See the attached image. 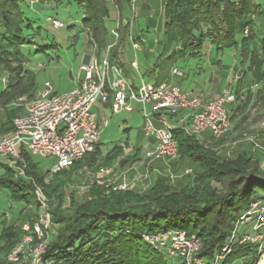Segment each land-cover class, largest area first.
Masks as SVG:
<instances>
[{
    "label": "trees",
    "instance_id": "trees-1",
    "mask_svg": "<svg viewBox=\"0 0 264 264\" xmlns=\"http://www.w3.org/2000/svg\"><path fill=\"white\" fill-rule=\"evenodd\" d=\"M54 1L62 3V0ZM68 2H75L81 8L83 31L87 32L89 42L96 44L100 57L112 42L108 29L113 23L112 11H118L121 21L127 19L130 0ZM21 4V0H0V66L18 75L8 78L5 89L0 92V137L12 133V121L21 112V108L14 105L15 101L24 95L32 98L37 90L35 77L29 70L22 67L11 71L3 59L4 54L34 45V39L42 36L41 29L34 26L37 19L29 17L26 14L29 7L23 9ZM256 7L258 15L264 18V0L256 6L253 0H166L164 34L177 37L182 45L175 51L179 57L189 54L194 59L200 58L205 41L216 51L240 47L243 63L250 58L248 70L254 73L259 55L254 48L252 50L242 31L254 25L247 18ZM128 32L129 25L120 26V40L109 52L111 62ZM138 39L134 36V40ZM44 48L41 46L37 52ZM258 50L264 55V33ZM238 94L234 93L236 100ZM255 96L257 101L264 103L262 90ZM173 135L178 157H187L200 167V173L180 189L160 181L139 193L131 189L118 190L116 184L93 181L85 200L78 201L75 194L67 192L75 183L77 163L89 157L85 156L66 170L50 174L23 151L26 179H15L7 161H0V187L9 189L11 197L23 203L18 217L2 226L0 264H13L6 260L7 255L24 235L23 227L33 226L38 217L40 204L33 195V185L42 189L52 226L60 230L48 240L43 264H167L164 255L139 236L169 230L184 231L188 237H196L200 242L197 255L211 259L226 244L237 218L256 201L257 191L264 200V177L259 175V163L252 154L242 152L230 158L214 153L182 129H174ZM113 152L120 153L121 149L115 148ZM20 190H24L21 195ZM251 252L247 248L243 252L234 251L230 256L243 258Z\"/></svg>",
    "mask_w": 264,
    "mask_h": 264
},
{
    "label": "built area",
    "instance_id": "built-area-1",
    "mask_svg": "<svg viewBox=\"0 0 264 264\" xmlns=\"http://www.w3.org/2000/svg\"><path fill=\"white\" fill-rule=\"evenodd\" d=\"M108 1L113 3V0ZM135 4L136 0H130L132 16L123 21L114 9V27L110 30L112 42L101 57H98L97 46L91 40L94 55L87 64L80 67L84 78L76 88L66 93L54 94L51 86L46 83L36 96L29 98L24 95L15 101L14 105L21 108V112L12 121V133L0 137V161H7L16 179L24 177L26 170L21 155L23 151L33 158L51 161L50 174L66 170L95 152L100 144L102 128L107 126V121L99 124L92 111L97 105L109 104L113 114L128 108L131 102L142 106L151 105V113L143 110L141 127L144 136L153 142L152 147L143 153L147 164L155 160L170 163L178 158L177 142L173 135L176 128L196 138L208 133L216 140L224 139L231 133L232 123L226 105L234 103L236 98L229 90L211 100L203 101L181 90L175 81L182 77L178 68H172L169 75L158 84L142 81L134 89L126 81L122 69L110 61L109 52L120 40L121 25H129L127 40L134 53L141 51L138 42L144 40L140 38L136 41L132 34ZM47 21L54 29L65 27L59 20L49 18ZM242 34L247 37L249 28L245 27ZM131 65L137 69L136 60ZM7 81L8 77L0 75L1 85L5 87ZM169 119H175L174 126ZM255 140V136L244 133L241 142L249 143L256 149L259 146ZM235 145L236 142L232 143V148ZM229 155L230 152L227 151L226 156ZM135 168L136 164L132 166V169ZM188 173L189 171L185 172ZM148 174L146 170L143 177L147 178ZM116 189L130 190L124 183L118 184ZM37 194L40 212L33 226L23 227L24 235L6 257L10 263L43 264L52 223L42 189H38ZM262 217L264 206L261 202H253L235 221L230 233L232 240H236L241 229L250 224L254 233L239 234L240 245L257 242V246L263 247L264 233L260 231L263 227L260 222ZM139 237L150 247L170 254L171 260L181 261V264H220L231 252L228 242L216 251L214 258H201L197 255L200 249L199 240L188 237L186 232L179 230L141 234Z\"/></svg>",
    "mask_w": 264,
    "mask_h": 264
},
{
    "label": "rangeland",
    "instance_id": "rangeland-1",
    "mask_svg": "<svg viewBox=\"0 0 264 264\" xmlns=\"http://www.w3.org/2000/svg\"><path fill=\"white\" fill-rule=\"evenodd\" d=\"M31 2L34 3L32 4ZM253 2L256 6L257 4L262 3L263 0H253ZM21 3V7L23 9L29 7L26 14L29 17L35 16L37 19L36 25L34 26H38L41 29L42 36L34 39V45L28 44L23 46L22 50H12L10 53L4 54L3 59H5V65L11 71L22 67H24L26 71L29 70L35 77L36 87L38 90H42L45 84L48 83L52 88H54L55 92H69L72 88V83L69 78H83L84 76V73L80 70L79 66L81 64L82 53L87 45L88 35L86 31H83L81 8L75 2H68V0H62V3L59 4L54 0H21ZM135 6L136 10L134 14L136 20L133 22V33L139 35L141 33L140 29L144 26L146 20L145 17L143 18L139 0H136ZM258 11L259 9L256 7L254 13L247 18L254 24L249 29L247 38L250 41L252 50L254 48L256 53L259 55V62L253 74H251L248 70L250 66V58L243 63L244 59L242 57L240 47H232L216 51V49L212 47L208 41H205L201 49L200 58L194 59L189 56V54L179 57L175 50H173L172 54H170V48L181 49L182 45L178 42L176 36H166L162 29H160L159 32H151L152 34L145 35L144 41L138 42L141 47V51L137 52L135 55L133 54L132 58L137 60L140 67V75L143 77L145 82L148 81L149 74L145 71L146 68L143 66L151 62L152 65H156V67L152 69V72L157 76H163L168 73L171 66L181 69L185 74L190 90L199 93L201 92L203 94L210 93L213 89L225 84L226 79L228 77L231 78V76L236 79L238 83L245 80L243 84L246 83L249 85L253 82L254 77H257L258 75L262 76L264 73V55L260 53V50H258L259 41L262 39V34L264 33V18L263 16L258 15ZM47 18L59 20L65 25V27L61 29H54L51 26V23L47 21ZM127 18H129V16ZM113 27V23L108 25L109 30ZM46 35L47 37L45 38ZM43 38L44 40H42ZM240 39V34H237V40ZM151 44L158 45V53L156 55H153V47H151ZM43 45L45 48L42 51L37 52V50ZM129 46L130 43L127 47ZM164 46L166 48L162 51L161 49ZM0 72H2V76H6L8 78L18 76L17 72L8 73L2 66H0ZM214 78L219 79V82L216 85H214ZM261 82V84H264V80ZM262 92H264V90H262ZM238 93L239 98L234 102L231 108L229 105H226L227 111H229V108L231 110V133L224 139L216 140L212 138L209 139L206 144H203L205 147L212 149L214 153H218V155H226L227 151H229L230 155L228 157L230 158L235 155L239 145L243 144V142H241L242 135L244 133L249 134L251 131L249 127L240 124L239 121L244 119L245 113L252 109H264V103H262V101H257V97L250 94L251 92L249 90H247L243 96L240 92ZM105 118L109 121V126L102 128L100 147L95 151V153L93 152L90 155H87L86 157L89 158L85 162L80 161L77 163L78 168L76 173L82 171L80 174L81 177H79L78 182L71 185L67 192L75 194L78 201H83L86 198L89 186L88 184L91 183L90 181L92 179V177L89 176V171L92 173L93 171L94 173L100 171L94 167L96 164L100 169L106 167L114 168L116 166V169L111 174L113 175V178L111 177V179H115L121 174L123 169L126 168L127 163H131V160L135 159V156L132 157V159L128 158V162L123 163L124 166H120L121 161H123L122 159H117L120 158V153L113 152L112 154V152L108 153L106 151L116 145H127L128 148L131 149L141 145L143 142V135L141 133L143 117L141 113L136 112L129 114L128 112H124L119 115H113L109 109H106ZM263 118L264 117L261 119ZM170 124L175 125L171 121ZM125 129H128V132H125ZM200 136L201 135L198 137L201 138ZM255 141L259 147L256 148V151L252 154V156L259 163V175L264 177L263 139L262 137H258ZM234 142H236V145L232 148L231 145ZM125 153H128V151ZM34 160L41 165L44 172L49 170L52 164L51 161L40 158H34ZM92 164L94 165L93 167L90 166ZM25 174L26 173L24 172V177L18 179H26ZM98 175L99 177L102 176L104 177L103 179H106L103 172L100 171ZM33 187V195L36 201H38L39 196L37 194V190L41 188L36 185H33ZM24 190H20L19 195L23 194ZM255 195L257 196L256 201L254 202H261L264 206V200L261 197V192L257 191ZM26 199L30 198L26 196ZM22 204L23 203L20 200H16L11 197L9 189L0 187V230L2 228V221L7 223L10 219L17 218L18 211ZM260 222L263 224V227L261 228L262 230L260 231L264 233V217H262ZM251 228L252 226L248 224L246 227L241 229L239 234L243 235L245 232L254 233ZM59 232L60 230L57 227L52 226L49 231L48 240L53 238V236ZM239 234L236 240H232L231 236H228L226 244L230 242L231 252L222 260V263L220 264H259L264 259V245L263 247L257 246V242L243 243L240 245L239 241L241 236ZM250 235H252L251 237H254L253 234ZM247 248L252 250L250 256L248 257L235 259L230 256L234 251L241 250L243 252ZM161 253L164 255L167 264H181V261L177 259L171 260L170 254H166L164 252ZM215 253L213 254V258L216 255Z\"/></svg>",
    "mask_w": 264,
    "mask_h": 264
},
{
    "label": "crops",
    "instance_id": "crops-1",
    "mask_svg": "<svg viewBox=\"0 0 264 264\" xmlns=\"http://www.w3.org/2000/svg\"><path fill=\"white\" fill-rule=\"evenodd\" d=\"M139 2H140L141 10H142L141 12L143 13L142 14L143 18L145 17L146 22H145L144 26L140 29L141 33L139 35H136L133 33V28H132V34H133V38H134V36H137L139 39L141 38L144 40L145 35L152 34L151 32H153V33L159 32L160 29H162V31H164V29H163V25H164L163 14H164V5H165L166 0H139ZM135 10H136V7H135ZM114 12L115 11H112V14H111L112 20H113ZM128 16L129 17L132 16V14L130 13V10L128 12L127 17ZM133 16H134V20H136L135 14ZM48 19L49 18H47V20ZM128 45H129V41L127 40V37H126V40L122 43L121 48H120L119 52L117 53V55L115 56V58L113 59L112 63L117 64L122 69L123 75H124L126 81L128 82V84L131 87H133L135 89L140 85V83L142 81L145 82V80L140 75V72H139L140 67H139L138 62H137V65H138L137 69H134L131 65L132 62L134 61L132 56H133V54L135 55L136 53H134V51L132 50L131 45L129 47H127ZM151 47H153V49H152L153 55L154 54L156 55L158 53L157 52L158 45L157 44H155V45L151 44ZM164 48H166V47L164 46L161 50L163 51ZM161 50H160V52H161ZM173 50L176 51L178 49L177 48H173V49L170 48V54H172ZM93 55H94V52L92 50V45L89 42V37H88L87 45L85 46V49L82 53L81 64L79 67H81L82 65L85 64L84 61H87V63H88L90 58L93 57ZM143 67L146 68L145 71L149 74L148 81L145 83L158 84L165 77H167L169 75V72H168V73L164 74L163 76H157L155 73L152 72V69L155 68L156 65H154V64L152 65L151 62H149L147 65H145ZM158 67H160V66H158ZM172 68H177V67L171 66L170 70ZM179 70L182 72L181 69H179ZM251 74H253V73H251ZM83 78H84V76H83ZM83 78H78V77L69 78L70 82L72 83L71 90L76 88L82 82ZM253 79H254L253 82H251L248 85L246 83L243 84L245 82V80L241 83H238L237 80L231 76V78L228 77L226 79L225 84H222L221 86L213 89L210 93H205V94H203L201 92L199 93V92L190 90L189 85L186 81L185 74L183 72H182V77L175 80V81L178 84V86L181 88V90H183L184 92H188L191 95L202 99L203 101H208V100H211L212 98H214L215 96L223 93L226 90H229L232 94H234L236 91L240 92V94L242 96L247 90H249L251 92L250 94H253V95H255L259 90H264L263 89L264 84H261L262 83L261 81L264 80V73L262 76L258 75L257 77H254ZM213 81L215 83L214 85H216L219 82V79L214 78ZM4 89H5V87L0 84V92L3 91ZM40 91L41 90L37 89L34 96H36ZM52 93L62 94V93L55 92L54 88H52ZM233 104L234 103L229 104L230 108ZM230 108L228 111L229 116H230V112H231ZM106 109H109L111 111L109 104L94 106L92 108V111H93V113H95L98 123L100 124L103 121H107L106 127H108L109 121L105 118V110ZM143 110H145L148 113H151L152 107L149 104L142 106V105H138L135 102H131L130 105L128 106V108L124 109L120 113L113 114L112 111H111V113L113 115H119V114H122L124 112H128L129 114L139 112L142 114ZM185 113H183V114H185ZM244 116H245V118L239 121L240 124H243L244 126L249 127V129L251 130L249 135H253L256 138L262 137L263 145H264V118L261 119L262 117H264V109H252V110L248 111L247 113H245ZM142 117H143V115H142ZM249 117H251V118H249ZM170 121L175 124V119H169V122ZM125 132H128V129H125ZM141 133L143 135V142L141 145H139L135 148H131V149H129L127 145H125V146L124 145H116V146L110 148V150L106 151V152L110 153L115 148L121 149L120 156H119L120 158H117V159L123 160V161H121L120 166H124L123 163L128 162L129 159H132V157L135 156V159L131 160V163L130 162L127 163L126 168L123 169V171L121 172V174L118 177H116L115 179H111V177L113 178V175H111V174L116 169V166L114 168L106 167V168L100 169L98 167V165L96 164L94 167H96L98 170L103 172L105 174L104 176H106L105 177L106 179H103L104 177H102V176L99 177L98 174L100 173V171L97 173H94V172L92 173L89 171V176L92 177L90 182L92 183L93 181H101V182H105L107 184H117V185L124 183V184H127L131 190H134L136 192L141 193V192L146 191L149 187H151L152 185H154L155 183L160 182V181H166V183L171 185L174 189H180L181 187L189 184L193 180V178L198 173H200L199 165L187 157H178L176 160H174L170 163H165L162 160H155V161H152L151 163L147 164V162H145L143 159V153L146 149L148 150L152 147L153 142L151 139H148L144 136L142 129H141ZM101 135H102V131H101ZM101 135H100V139H101ZM1 137H4V136H1ZM200 137L201 138L198 137V139L203 144L204 143L206 144V142L209 141V139H212L208 133H203V134H201ZM99 147H100V144H99ZM126 151H128V153H125ZM255 151H256V149H254L251 144L243 142V144L239 145V147L237 148L235 155L242 153V152L253 154ZM142 162H144V165H142ZM134 164H136V168L132 169V166ZM117 165H118V161H117ZM146 165H148V166L146 167ZM146 170L148 171L149 174H148L147 178H144L143 176H144V173ZM186 171L187 172L189 171V173L185 174ZM81 173H82V171H79L78 173H76L74 175L75 182H78L79 177H81L80 176ZM90 184H88V185H90ZM20 209H19V211H20ZM19 211H18V214H19ZM17 217H18V215H17ZM14 220L15 219L12 218L7 223L2 221L1 227L3 225H6V224L13 222ZM1 230H2V228H1ZM1 230H0V232H1Z\"/></svg>",
    "mask_w": 264,
    "mask_h": 264
},
{
    "label": "bare ground",
    "instance_id": "bare-ground-1",
    "mask_svg": "<svg viewBox=\"0 0 264 264\" xmlns=\"http://www.w3.org/2000/svg\"><path fill=\"white\" fill-rule=\"evenodd\" d=\"M259 264H264V259Z\"/></svg>",
    "mask_w": 264,
    "mask_h": 264
},
{
    "label": "water",
    "instance_id": "water-1",
    "mask_svg": "<svg viewBox=\"0 0 264 264\" xmlns=\"http://www.w3.org/2000/svg\"><path fill=\"white\" fill-rule=\"evenodd\" d=\"M85 64H87V61H84Z\"/></svg>",
    "mask_w": 264,
    "mask_h": 264
}]
</instances>
